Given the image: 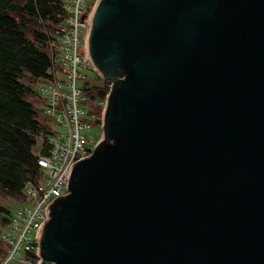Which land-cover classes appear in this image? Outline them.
<instances>
[{
	"label": "water",
	"instance_id": "water-1",
	"mask_svg": "<svg viewBox=\"0 0 264 264\" xmlns=\"http://www.w3.org/2000/svg\"><path fill=\"white\" fill-rule=\"evenodd\" d=\"M101 136L39 264H264V0H96Z\"/></svg>",
	"mask_w": 264,
	"mask_h": 264
},
{
	"label": "built area",
	"instance_id": "built-area-1",
	"mask_svg": "<svg viewBox=\"0 0 264 264\" xmlns=\"http://www.w3.org/2000/svg\"><path fill=\"white\" fill-rule=\"evenodd\" d=\"M86 1L65 0L64 16L59 21L62 27L53 28L48 35L51 66L38 92L41 112L47 118L48 126V133L40 134L38 139L47 149L45 152L39 150L36 154L39 174L44 177V182L36 179L24 185L23 203L10 215L9 222L13 226L10 235L0 232V238L7 243L0 264H39V236L49 217L48 205L56 197L67 194L72 166L81 158L89 156L97 142L84 133L85 129L91 127L89 119L95 123L96 117L90 118L79 102V68L83 66L96 71L87 47L94 5L89 9ZM98 125L101 127V118ZM16 231V237H13ZM30 231H33L32 237L28 236ZM23 252H33L35 260L26 258Z\"/></svg>",
	"mask_w": 264,
	"mask_h": 264
},
{
	"label": "trees",
	"instance_id": "trees-1",
	"mask_svg": "<svg viewBox=\"0 0 264 264\" xmlns=\"http://www.w3.org/2000/svg\"><path fill=\"white\" fill-rule=\"evenodd\" d=\"M63 16L64 0H0V195L22 200L24 185L39 174L36 154L47 147L41 141L37 153L34 147L48 126L24 99L30 89L18 77L23 70L32 77L46 76L51 66L47 39L54 28L48 23ZM83 88L90 89V83ZM92 90V97L103 103L109 83L100 79ZM97 118L99 123L100 113ZM9 221L10 210L0 204V227Z\"/></svg>",
	"mask_w": 264,
	"mask_h": 264
},
{
	"label": "rangeland",
	"instance_id": "rangeland-1",
	"mask_svg": "<svg viewBox=\"0 0 264 264\" xmlns=\"http://www.w3.org/2000/svg\"><path fill=\"white\" fill-rule=\"evenodd\" d=\"M65 1V0H64ZM95 0H87L86 1V6L87 8H92V6L94 5ZM51 24L52 28H61L62 27V23L61 22H52V23H48ZM52 32V29L50 30ZM50 32V33H51ZM79 72L81 74V77L78 80V86L81 89V94H80V99L79 102L81 103L82 106H84V110H86V112L90 115V118H95V120H97V116L100 114H102V107H101V111L99 109V105L103 104L102 102H98L97 99L93 98V90L92 87L93 85L97 84L100 79H102L101 77L98 76L97 72L94 70H91L89 68L83 67L81 66L79 68ZM18 80H20L22 83H24L29 89L30 92L26 93V95H24V99H26L28 102H30L35 111L37 112V119L47 125V118L45 116L42 115L41 112V100L39 97V88L45 83V78L43 77H32L26 70H23V74L18 77ZM90 83L91 88L84 90L83 85L84 83ZM100 111V112H99ZM91 122V127L89 129H85L84 133L86 134V137L88 136L89 138L92 139V141H97L100 136H101V127H99V125L97 124V122L94 123V121H92L91 119H89ZM39 144H40V140L37 142V145L34 147L36 153H37V147L39 148ZM38 180H41V183L44 182V177L42 178L40 174H38L37 176ZM23 203L22 200L14 197V196H6V195H0V204L2 206H4L5 208H7L8 210H10V215L11 212H13L16 208L20 207L21 204ZM13 228V226L11 225L10 222H8L5 226L0 227V232H2L4 235L6 233H8L10 235L11 233V229ZM17 231L15 233H13V237H16ZM28 236L32 237L33 236V231H30L28 233ZM10 237V236H9ZM7 247V243L0 238V249L3 250V253L5 251ZM2 253V254H3ZM1 252H0V257L2 256ZM23 255L26 258H31L33 260H35V256L33 252H23Z\"/></svg>",
	"mask_w": 264,
	"mask_h": 264
},
{
	"label": "flooded vegetation",
	"instance_id": "flooded-vegetation-1",
	"mask_svg": "<svg viewBox=\"0 0 264 264\" xmlns=\"http://www.w3.org/2000/svg\"><path fill=\"white\" fill-rule=\"evenodd\" d=\"M99 124V123H98Z\"/></svg>",
	"mask_w": 264,
	"mask_h": 264
}]
</instances>
